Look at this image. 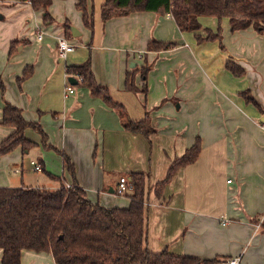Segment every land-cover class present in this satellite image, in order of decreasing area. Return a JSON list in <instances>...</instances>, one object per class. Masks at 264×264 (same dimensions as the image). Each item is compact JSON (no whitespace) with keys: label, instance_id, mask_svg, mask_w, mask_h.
Wrapping results in <instances>:
<instances>
[{"label":"crops","instance_id":"0c3cea01","mask_svg":"<svg viewBox=\"0 0 264 264\" xmlns=\"http://www.w3.org/2000/svg\"><path fill=\"white\" fill-rule=\"evenodd\" d=\"M77 2L51 0L50 23L29 0H10L0 9V142L13 132L1 123L9 104L32 124L23 135L34 143L0 156V188L55 190L59 178L76 183L93 204L126 209L129 199L116 194L119 179L140 173L149 252L264 264V234L256 228L264 215V32L231 31L227 18L205 16L198 18V32H182L168 13L153 12L103 22L105 0H85L90 29ZM60 36L75 46L65 60L56 55ZM152 41L171 46L149 50ZM85 62L116 107L74 78L73 92L64 97L66 68ZM28 67L30 76L18 81ZM127 75L133 91L126 89ZM126 121L151 132H131ZM197 140V159L176 170L157 194L170 165ZM31 161L42 171L34 172ZM36 173L44 178L33 179ZM21 264L55 263L51 253L22 251Z\"/></svg>","mask_w":264,"mask_h":264},{"label":"trees","instance_id":"16d2710c","mask_svg":"<svg viewBox=\"0 0 264 264\" xmlns=\"http://www.w3.org/2000/svg\"><path fill=\"white\" fill-rule=\"evenodd\" d=\"M29 2L33 10H42L44 23L51 22L48 13L51 0ZM76 7L81 12L84 25L91 29L92 16L86 9L85 0H78ZM133 12L169 13L182 32H198L201 29L198 18L201 16L218 20L227 18L231 31L251 27L258 33L264 32V0H105L100 16L105 22ZM207 38H213L212 34L208 33ZM170 46L152 41L148 48L162 50ZM227 68L236 76L243 74L232 64H227ZM66 72L71 78L79 75V85L87 87L91 94L102 97L111 107H116L105 88L94 81L88 62L78 67H67ZM29 76L28 67L18 81ZM126 89L134 90L128 75ZM247 100L256 104L251 98ZM1 123L11 127L13 132L0 142V156L16 147L24 152L34 146L23 135L24 130L32 124L24 120L19 109L6 104ZM124 127L144 135L151 132L144 123L126 121ZM199 151L200 143L197 140L182 157L173 161L165 180L155 188V192L160 193L163 184L170 180L176 170L193 163ZM65 165L73 175V167L66 158ZM126 179L128 189L125 196L130 201L126 209H109L93 204L76 183L73 182L66 189L59 178H55L59 184L55 190L0 188V264H21L22 251L51 253L55 264H216V261L173 256L167 251L149 252L144 225L145 176L132 173ZM260 227L264 234V220Z\"/></svg>","mask_w":264,"mask_h":264},{"label":"built area","instance_id":"2783aa9c","mask_svg":"<svg viewBox=\"0 0 264 264\" xmlns=\"http://www.w3.org/2000/svg\"><path fill=\"white\" fill-rule=\"evenodd\" d=\"M168 16H171L169 13L167 14ZM42 33L37 34V39L41 40L42 39ZM55 50H56V55L59 59L61 60H65L66 57L68 56L69 53L74 51V44H72V42L67 39L64 36H60L56 39V45H55ZM74 79L77 82L81 81V77L79 75H75ZM73 92V86H71L69 83H67V86L65 88V92H64V97H68L69 94H71ZM262 129L264 130V122L261 124ZM30 166L33 169L34 172H41L42 171V167L40 164L31 161L30 162ZM66 189L70 188V185H65ZM128 189L127 186V179L126 177H122L119 179V183H118V188L116 190V194L119 196H122L126 193ZM264 220V215L262 216V218L260 219L259 224L256 226V228L258 229L260 227V224L262 223V221ZM223 224H226L227 221L223 220L222 221ZM240 257H232V258H226L224 260H221L220 262H218L217 264H240Z\"/></svg>","mask_w":264,"mask_h":264},{"label":"rangeland","instance_id":"374dc122","mask_svg":"<svg viewBox=\"0 0 264 264\" xmlns=\"http://www.w3.org/2000/svg\"><path fill=\"white\" fill-rule=\"evenodd\" d=\"M2 1L3 0H0V9H2L4 7V5L6 6V4H8V1H10V0H4L3 1L4 3ZM15 177H17V181L15 183L17 184L16 186H18V185H20L21 180L19 179L20 178L19 175H16ZM31 177L33 179H37V180L44 178V176L42 175V173L33 174ZM121 198H125V197L124 196H121Z\"/></svg>","mask_w":264,"mask_h":264},{"label":"water","instance_id":"95a60500","mask_svg":"<svg viewBox=\"0 0 264 264\" xmlns=\"http://www.w3.org/2000/svg\"><path fill=\"white\" fill-rule=\"evenodd\" d=\"M70 32H71V35H72L73 37H77V36L79 35V33H76V31H75L74 28H70ZM133 66H134V65H132V67H133ZM68 83H69L70 85H76V81H75L73 78H71V77L68 78ZM260 122L263 123V122H264V119H261Z\"/></svg>","mask_w":264,"mask_h":264}]
</instances>
